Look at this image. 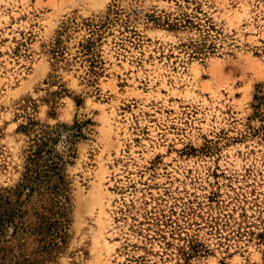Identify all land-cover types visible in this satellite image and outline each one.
<instances>
[{
	"label": "rangeland",
	"instance_id": "obj_1",
	"mask_svg": "<svg viewBox=\"0 0 264 264\" xmlns=\"http://www.w3.org/2000/svg\"><path fill=\"white\" fill-rule=\"evenodd\" d=\"M63 124L41 263L264 264V0H0V196Z\"/></svg>",
	"mask_w": 264,
	"mask_h": 264
},
{
	"label": "trees",
	"instance_id": "obj_2",
	"mask_svg": "<svg viewBox=\"0 0 264 264\" xmlns=\"http://www.w3.org/2000/svg\"><path fill=\"white\" fill-rule=\"evenodd\" d=\"M105 24L91 19L81 23L90 37L84 36L79 42V53L86 57L92 73L102 63L96 49ZM79 26L75 21L63 25L52 47L54 59L65 57L68 33ZM69 129L63 124L38 135L30 147L21 183L0 196V264H43L36 256L56 245L63 235L60 217L64 215L60 214L64 209L60 207L58 212L57 207L63 191L65 154L72 151L68 144L83 135L81 130L69 135V143L61 148L63 131ZM54 211L59 216L55 217Z\"/></svg>",
	"mask_w": 264,
	"mask_h": 264
}]
</instances>
